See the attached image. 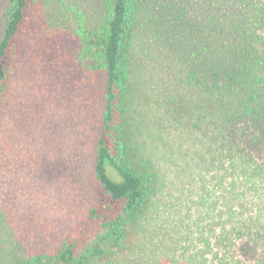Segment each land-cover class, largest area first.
<instances>
[{
	"label": "trees",
	"instance_id": "obj_1",
	"mask_svg": "<svg viewBox=\"0 0 264 264\" xmlns=\"http://www.w3.org/2000/svg\"><path fill=\"white\" fill-rule=\"evenodd\" d=\"M102 2L74 28L80 66L103 76L89 163L101 197L82 230L10 264H264V0H189L184 15L169 0ZM29 3L7 0L0 99ZM182 202L196 217L173 211Z\"/></svg>",
	"mask_w": 264,
	"mask_h": 264
},
{
	"label": "rangeland",
	"instance_id": "obj_2",
	"mask_svg": "<svg viewBox=\"0 0 264 264\" xmlns=\"http://www.w3.org/2000/svg\"><path fill=\"white\" fill-rule=\"evenodd\" d=\"M169 1L183 15L189 7V0ZM6 5L0 0V40ZM79 11L94 21L103 2L30 0L5 60L9 87L0 99V264H10L23 249H46L55 238L82 230L84 209L101 197L89 163L103 76L88 74L77 61ZM179 206L173 211L183 215L189 208L186 221L198 214L191 202ZM210 244L215 251L213 238ZM234 249L242 260L255 259L246 240H238ZM204 257L210 259L211 253Z\"/></svg>",
	"mask_w": 264,
	"mask_h": 264
}]
</instances>
